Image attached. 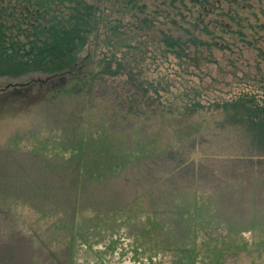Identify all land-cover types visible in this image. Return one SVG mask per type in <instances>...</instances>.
I'll list each match as a JSON object with an SVG mask.
<instances>
[{
  "label": "rangeland",
  "instance_id": "rangeland-1",
  "mask_svg": "<svg viewBox=\"0 0 264 264\" xmlns=\"http://www.w3.org/2000/svg\"><path fill=\"white\" fill-rule=\"evenodd\" d=\"M3 1L4 6L12 5ZM97 3L105 7L108 1ZM138 3L146 5V12L138 18L131 13L130 5L123 11L127 12L125 15L116 11L121 7L117 1L113 9L110 7L113 27L119 25L116 19L124 20L121 34L117 36L119 49L105 44V29L101 28L99 40L92 36L82 54H97L93 67L104 54L110 56L113 52L116 58L134 67L137 78L145 81L146 97L154 101L150 107L145 103L141 105V111L146 110V114L137 120L128 119L131 114L134 116L135 109L129 100L132 93L127 90L131 85L124 81L129 77L128 69L122 70V75L116 78L108 76L106 81H91L79 95L54 94L55 98H51L54 86L50 84H34L25 91L21 89L17 95L11 93L20 88L16 84L21 81L26 84L39 77L44 79L46 75L0 77V264H145L151 254L157 259L153 264H160L162 260L163 264H171L170 256L163 255V251H146L147 243L141 244L138 229L130 233L127 226L120 230L115 251L103 243L86 247L81 241L71 250L66 237L62 238L63 228L56 230L58 235H50L53 227L47 228L51 221L47 218L49 215L43 214H51L48 199L55 202L60 211L88 198L73 187L78 183L81 168L94 167L91 164L99 163L102 153L109 152L111 158L118 153L116 150H131L136 144L157 136L163 124L171 117L182 116L180 112L193 102L201 106L192 107L194 112L188 116L190 122L201 126L197 133L203 143L200 142L201 146L193 154L198 161L207 155L233 157L249 152L241 127L229 122L222 127L221 123L230 119L231 111L218 108L217 104L222 106L243 93L256 94L264 103V61L261 67L260 57L255 53V49H262L257 48L256 43L254 47L247 44V36L226 34L213 24L206 26L208 21L202 23L198 18L201 9L191 10L198 7L194 0H183V3L140 0ZM216 15L214 11L211 17ZM162 30L183 40L197 37L208 46L189 45V56L198 60L180 58L161 43ZM6 85L12 87L4 90ZM155 88L159 92L156 93ZM79 155L83 157L82 162ZM171 162L167 158L158 159L152 168L157 175L163 174ZM126 165V173L110 185L118 183L119 190L128 196L146 190L151 179L148 172L140 174L132 170L146 163L134 160ZM213 167L220 176V167ZM157 179L158 176L152 178L151 185L156 184ZM174 183H182L181 178L176 177ZM212 184L201 181L199 186L214 191ZM93 187L90 185L89 191ZM38 189L41 196L36 192ZM261 197L264 201V196ZM39 200L44 202H36ZM251 200L247 197L237 203L238 217L251 216ZM40 204H45L44 208ZM263 204L259 200L254 203L257 206L254 209L260 213H257L260 224L250 229H244L245 224L230 228L234 237L230 242L232 250L241 252L229 258L226 264H264V255L263 258L257 256L264 250ZM62 214L65 212L56 215L59 222L66 218ZM139 229L144 232L142 226Z\"/></svg>",
  "mask_w": 264,
  "mask_h": 264
},
{
  "label": "trees",
  "instance_id": "trees-1",
  "mask_svg": "<svg viewBox=\"0 0 264 264\" xmlns=\"http://www.w3.org/2000/svg\"><path fill=\"white\" fill-rule=\"evenodd\" d=\"M7 1L12 5L4 6L5 2L0 0V77L22 78L43 74L46 75L44 79H48L43 81L39 77L26 84L21 81L20 85L16 84L20 88L12 90V94L17 95L21 89L25 91L34 84H50L54 86L51 98L59 94L79 95L91 81H106L108 76L116 78L122 75V70L128 69L129 77L124 81L131 85L127 90L132 93L129 100L135 108L129 121L146 114V110L141 111V105L145 103L150 107L154 104L150 97H146L145 81L137 78L138 73L129 62L116 58L115 52L110 56L104 54L95 67L93 60L97 54L82 55L92 36L99 40L101 28L105 29V44L119 49L121 44L117 36L121 34L124 20L116 19L119 25L113 27L111 8L117 1L121 7L116 11L125 15L127 12L123 11L130 5L131 13L138 18L146 12V5H140V0H23L30 10L25 9L20 0ZM99 1H108V4L103 7L97 3ZM179 1L183 3V0ZM144 20L149 21L147 18ZM174 22L177 21L174 19ZM182 30L185 31L184 28ZM162 32L161 43L165 49L180 58L197 59L189 56V45L208 46L197 37L183 40L181 36ZM139 73L142 75V70ZM59 76L65 80L59 81ZM11 87L6 85L3 89ZM155 92L159 90L155 88ZM171 106L176 108L173 104ZM192 107L198 109L201 106L198 102L186 105L184 112H180L182 116L171 117L157 136L136 144L131 150H116L118 153L111 158L109 152H100L99 163L91 164L94 167L85 165L81 168L78 183L73 187L88 198H82L60 211L58 205L48 199L51 214H43L49 215L47 218L51 223L47 228L53 227L50 235H58L56 230L63 228L62 238L66 237L71 250L81 241V245L86 247L93 248L95 243H103L115 251L120 230L127 226L130 233L138 229L141 244L149 245L146 244V251H163V255L170 256L168 261L171 264H226L229 258L238 256L241 251L232 250L230 245L234 239L230 228L245 224L244 229H250L262 222L257 219L260 213L254 209L257 208L254 203L256 200L264 202L261 197L264 196V103L256 94L243 93L222 106L217 104L218 108L231 111L230 119L221 123L222 127L227 122L241 127L249 152L233 157L207 155L199 161L193 154L203 143L198 140L197 133L201 126L188 120L194 112ZM164 158L172 161L170 168L157 175L152 168L153 162L156 164V160ZM79 159L82 162L83 157L79 155ZM134 160L146 163L139 167L138 164L132 170L140 174L147 171L151 178L150 186L143 192L128 196L119 190L118 183L110 184L124 175L126 164ZM214 165L220 167V176ZM156 176L159 180L151 185L152 178ZM176 177L181 178L182 183H174ZM201 181L213 183L214 191L200 187ZM90 185L94 186L92 191H89ZM36 192L41 196L40 189ZM247 197L252 199V214L240 218L235 212L236 205ZM39 206L44 208L45 204ZM61 212H65L62 215L66 218L59 222L56 215ZM141 226L143 233L139 229ZM263 255L264 250L257 254L260 258ZM154 259L151 254L145 264H153L157 261Z\"/></svg>",
  "mask_w": 264,
  "mask_h": 264
},
{
  "label": "flooded vegetation",
  "instance_id": "flooded-vegetation-1",
  "mask_svg": "<svg viewBox=\"0 0 264 264\" xmlns=\"http://www.w3.org/2000/svg\"><path fill=\"white\" fill-rule=\"evenodd\" d=\"M20 2L23 3L25 9L30 10L26 2L23 0ZM194 3L198 7H192L191 10L201 9V13L198 12V18L202 23L207 20L206 26L213 24L220 26L222 32L226 34L247 36L245 42L252 47L256 43L257 48L262 49V51L255 49V53H258L260 57L258 63L262 67L264 61V0H194ZM214 11H217V15L212 18Z\"/></svg>",
  "mask_w": 264,
  "mask_h": 264
},
{
  "label": "water",
  "instance_id": "water-1",
  "mask_svg": "<svg viewBox=\"0 0 264 264\" xmlns=\"http://www.w3.org/2000/svg\"><path fill=\"white\" fill-rule=\"evenodd\" d=\"M46 80H48V79H44L43 81H46ZM58 80H59V81H64L65 78H63L62 76H61V77L59 76Z\"/></svg>",
  "mask_w": 264,
  "mask_h": 264
}]
</instances>
